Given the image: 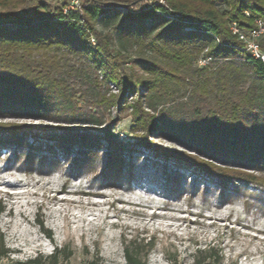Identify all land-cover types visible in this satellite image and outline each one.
Instances as JSON below:
<instances>
[{
	"label": "trees",
	"instance_id": "16d2710c",
	"mask_svg": "<svg viewBox=\"0 0 264 264\" xmlns=\"http://www.w3.org/2000/svg\"><path fill=\"white\" fill-rule=\"evenodd\" d=\"M51 9L47 0H0V118L8 103L63 119L71 127L50 129L64 133L104 127L105 172L116 174L127 147L110 131L128 117L140 146L191 161L222 184L264 187V178L150 140L154 131L213 157L264 155V63L229 30L231 22L241 30L264 23V0H84L75 13ZM109 83L118 93L108 91ZM27 128L0 123V134ZM127 259L144 264L128 253Z\"/></svg>",
	"mask_w": 264,
	"mask_h": 264
},
{
	"label": "rangeland",
	"instance_id": "374dc122",
	"mask_svg": "<svg viewBox=\"0 0 264 264\" xmlns=\"http://www.w3.org/2000/svg\"><path fill=\"white\" fill-rule=\"evenodd\" d=\"M47 2L52 14L58 7L75 13L84 0ZM107 89L118 93L111 83ZM2 105L1 124L28 130L0 134V264H130L127 253L144 264H264V187L222 184L191 161L140 146L128 117L110 131L127 147L121 170L105 172L104 127L64 133L50 129L71 127L57 116ZM97 132L98 139L84 140ZM150 140L264 178V155L213 157L154 131Z\"/></svg>",
	"mask_w": 264,
	"mask_h": 264
},
{
	"label": "built area",
	"instance_id": "2783aa9c",
	"mask_svg": "<svg viewBox=\"0 0 264 264\" xmlns=\"http://www.w3.org/2000/svg\"><path fill=\"white\" fill-rule=\"evenodd\" d=\"M229 30L238 41L242 42L243 49L251 54V56L264 63V49L262 42L264 38V23L257 20L250 30H241L235 22H231Z\"/></svg>",
	"mask_w": 264,
	"mask_h": 264
},
{
	"label": "bare ground",
	"instance_id": "6f19581e",
	"mask_svg": "<svg viewBox=\"0 0 264 264\" xmlns=\"http://www.w3.org/2000/svg\"><path fill=\"white\" fill-rule=\"evenodd\" d=\"M119 200V198L117 199V198H115L113 201H112V203H114V202H116V201H118Z\"/></svg>",
	"mask_w": 264,
	"mask_h": 264
}]
</instances>
